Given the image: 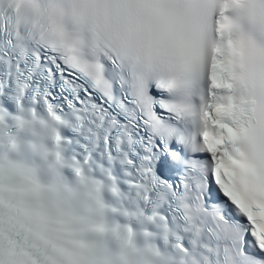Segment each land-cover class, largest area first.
<instances>
[{
    "label": "snow or ice",
    "instance_id": "obj_1",
    "mask_svg": "<svg viewBox=\"0 0 264 264\" xmlns=\"http://www.w3.org/2000/svg\"><path fill=\"white\" fill-rule=\"evenodd\" d=\"M138 256L264 264V0H0V264Z\"/></svg>",
    "mask_w": 264,
    "mask_h": 264
},
{
    "label": "clouds",
    "instance_id": "obj_2",
    "mask_svg": "<svg viewBox=\"0 0 264 264\" xmlns=\"http://www.w3.org/2000/svg\"><path fill=\"white\" fill-rule=\"evenodd\" d=\"M22 119L29 121L28 125L24 133L22 134V138L27 141V137L31 134V132L36 128L39 127L43 130L47 138L51 141V147L53 145V141L51 136L53 135L52 129H55V134L59 135L60 129L56 127L55 123L50 120L47 116L41 118L39 116L33 117L31 114L22 117ZM38 174V173H37ZM136 264H150L149 258L145 256H138L136 258Z\"/></svg>",
    "mask_w": 264,
    "mask_h": 264
}]
</instances>
